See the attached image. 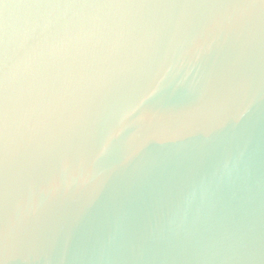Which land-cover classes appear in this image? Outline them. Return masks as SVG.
Instances as JSON below:
<instances>
[{"label":"water","instance_id":"1","mask_svg":"<svg viewBox=\"0 0 264 264\" xmlns=\"http://www.w3.org/2000/svg\"><path fill=\"white\" fill-rule=\"evenodd\" d=\"M0 264H264V0H0Z\"/></svg>","mask_w":264,"mask_h":264}]
</instances>
